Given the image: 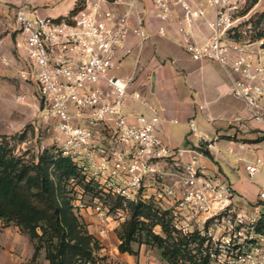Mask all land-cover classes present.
<instances>
[{
	"label": "built area",
	"instance_id": "2783aa9c",
	"mask_svg": "<svg viewBox=\"0 0 264 264\" xmlns=\"http://www.w3.org/2000/svg\"><path fill=\"white\" fill-rule=\"evenodd\" d=\"M233 3L81 0L75 14L57 17L40 16L25 4L17 7L14 22L22 40L15 48L24 52L18 77L34 84L40 119L51 124L56 150L74 167L66 182L73 213L96 220L100 237L125 223L133 204L148 200L168 212L172 232L188 235L198 227L204 243L211 238L213 246L203 251L209 264H264V231H257L264 218V183L249 211L230 208L231 185L200 163L202 146L211 141L197 136L193 123L190 133L203 141L201 147L175 148L161 140L162 118L135 88V73L126 80L112 73L152 34H173L193 61L216 62L225 70L232 97L264 126V49L232 37ZM131 101L151 114L126 112ZM244 170L249 179L264 177V159L247 162ZM224 223L229 238L218 243ZM231 236L246 243L231 244Z\"/></svg>",
	"mask_w": 264,
	"mask_h": 264
},
{
	"label": "crops",
	"instance_id": "0c3cea01",
	"mask_svg": "<svg viewBox=\"0 0 264 264\" xmlns=\"http://www.w3.org/2000/svg\"><path fill=\"white\" fill-rule=\"evenodd\" d=\"M65 1L69 2L68 8L63 11L65 2L61 0H0V76L4 77L7 70H10L14 77L19 78L17 72L23 67L24 52L15 48V43L22 40L14 22L17 7L25 4L40 16L57 17L69 13L76 2ZM147 6L149 7V3H146ZM207 15L212 17L210 9ZM175 40L177 37L173 34L164 38L152 34L142 48L134 46L132 53L122 60L112 73L124 80L135 73L138 78L135 88L141 91L148 104L158 110L162 118L157 125V134L170 146L201 147L203 141L193 136L189 128V124H195L197 120L200 123V129L195 124L197 136L211 141L209 145L205 143L202 146L211 158L203 155L200 158L201 165L206 172H218L230 182L228 175L238 174L239 170L230 164L226 156L234 163L242 162L244 166L256 158L264 159V135L261 131L264 126L250 119L243 104L232 97L231 80L219 64L193 61L181 47V52L177 50ZM2 59H5L6 63H3ZM217 68L222 75L220 79H217L215 74ZM223 99L230 101L220 103ZM261 105L264 113V99ZM131 111L151 114L146 106L137 101L129 102L126 112ZM172 120L176 122L173 123ZM231 125L238 129L236 136L234 128L228 129ZM255 177H259L264 183L262 174ZM241 178L249 180L246 173L242 174ZM233 182L230 185L234 191L231 200L234 208L241 207L242 210L249 211V207L242 206L245 203L248 206L255 204L249 199L251 192L257 197L258 188L255 190L247 185H239L238 181ZM10 236L11 233L6 229L3 233L0 232V264H25L32 256V246L18 252L19 240ZM136 251V257L126 253L120 255L127 264L134 261L137 264H160L153 255L154 252H146L143 245ZM145 254L150 256L148 260Z\"/></svg>",
	"mask_w": 264,
	"mask_h": 264
},
{
	"label": "trees",
	"instance_id": "16d2710c",
	"mask_svg": "<svg viewBox=\"0 0 264 264\" xmlns=\"http://www.w3.org/2000/svg\"><path fill=\"white\" fill-rule=\"evenodd\" d=\"M80 1L76 0L69 14L76 13ZM256 1L252 0L251 5ZM251 24L253 40L262 41L264 49V12L255 14ZM204 154L211 158L209 152ZM73 175V165L55 147L43 149L35 162H28L21 156H14L6 144L0 143V220L4 227L13 224L28 236L33 248L30 263L37 260L41 251L47 264L93 263V249L97 242H93L81 219L73 213L67 196L66 182ZM145 214L150 215V208L141 204L131 206V216L118 233L119 253L137 255L132 249L133 243L152 244L164 261L175 264L174 260L181 255L178 243L182 239L163 248L167 236L151 233L146 222L139 220ZM157 220L152 221L151 226L159 224L164 234L171 235L169 224L162 218L158 220L161 224ZM257 231H264V218L258 223ZM178 237L196 238L199 243L197 251L201 255L202 249L199 248L204 238L197 233ZM195 257L188 254L184 258L190 264H209L207 256Z\"/></svg>",
	"mask_w": 264,
	"mask_h": 264
},
{
	"label": "rangeland",
	"instance_id": "374dc122",
	"mask_svg": "<svg viewBox=\"0 0 264 264\" xmlns=\"http://www.w3.org/2000/svg\"><path fill=\"white\" fill-rule=\"evenodd\" d=\"M61 1L65 2L63 9V11H65L68 8L69 2L65 0ZM251 1L252 0H233L234 8H230L228 10V14L230 15L231 19L235 22L232 37L241 41H250L251 43H255L256 46L262 48L261 45H259L260 41L253 40L254 33L251 24V18L257 13L259 14L264 12V0H257L254 5H251ZM174 45L177 47V50L181 52L179 49L180 45L178 38L174 41ZM216 71L215 74H217V79H220L222 75L219 72L218 68L216 69ZM14 76L15 75H12L10 70H7V73L4 77L0 76V143L6 144L7 147L12 151V154L14 156H21L24 160L28 162H35L37 156L41 153L43 149L55 147V133L52 130L51 124L43 122L40 119V113L38 111L39 105L33 99L35 95L34 84L30 81L24 82ZM20 95H23V98L18 101L17 97ZM226 101L228 102L230 101V99H223L222 101H220V103H226ZM220 103L218 105H220ZM195 124L198 126V129H200V123L197 120H195ZM232 128H234L233 132L236 136L238 133V129L237 127H233V125H231V127H229L228 129ZM226 159L230 162L232 166H235V168L239 170L238 174L228 173V176L230 178V182H228L229 184L233 181V183H236L238 181L239 185H247L256 190V188H258V186L262 183L259 177H253L249 180L247 179L248 182L245 181L241 178V175L245 174L244 164L242 162L234 163L232 159L228 156H226ZM249 201L251 203L257 202V197L256 195L254 197V192H251ZM139 204L150 208V215L147 216L146 213L145 215H142L139 220L146 222V224L148 225V230L151 231V233L156 235H158L157 233H159L161 236L164 237L167 236V241L163 245V248L171 246L173 243H177V240L182 239V242L178 243V248L180 250L181 255L176 257V260H174L176 262L175 264H190V262L184 257L190 254L192 256H196L197 259L202 258L204 256L203 251L206 248L208 249L213 246L211 238L207 240V237H205L207 241H205V243L200 246L199 249H202L200 255L197 251L199 243L196 238L185 239L178 237L184 236V234L172 232L168 212L163 209L164 207L157 208L155 203H152L148 200ZM232 207H234L233 204L230 206V208ZM242 207H249V209H251L252 205L248 206V204L245 203ZM240 209L242 210L241 207L236 208V212H239ZM157 218L158 220L159 218H162L164 223L166 222L167 224H169V230L171 231V235L169 234L170 237L167 234H164L159 224L151 226V222L157 220ZM81 221L82 224L85 226L88 234L92 236V239L94 240L93 242H97V246L93 249V263L88 264H127L122 259V256L118 251V233L124 223L112 232H109V234H107L104 239L98 235L99 224L96 220L87 216L86 219H82ZM158 223L161 224V222L159 221ZM112 226H114V223L110 227ZM208 227L209 226H206L204 230L206 231ZM221 228L222 230L216 236V238L218 239V243L225 242V240L229 238L227 224L224 223ZM4 229H6L7 232L11 233V238L16 237L19 240V242L17 243L18 252L24 251L26 247L32 246L28 236L22 233L18 227L14 226L13 224L4 227L2 221L0 220V232L3 233ZM198 229V227H192L193 231L189 234H198ZM238 242H240L241 244L246 243V241L242 238H240V240H237V238H232L231 236V244H237ZM142 245L143 249H145L146 252L147 250H151L154 252L153 255L158 259V261H160V264H168L166 261L163 260L162 256L160 255V252L155 246H153L152 244ZM140 246L141 245H139L138 243H133L132 249L136 251ZM133 256L136 257V255ZM145 257L148 260L150 256H147V254H145ZM45 261L46 260L44 259V253L43 251H41L37 260L34 263H30V261L28 260L25 264H44ZM135 262L136 261H134L132 264H137Z\"/></svg>",
	"mask_w": 264,
	"mask_h": 264
}]
</instances>
